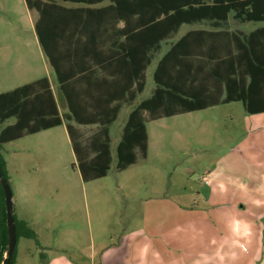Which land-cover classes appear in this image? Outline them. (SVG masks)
Masks as SVG:
<instances>
[{"label":"trees","instance_id":"trees-1","mask_svg":"<svg viewBox=\"0 0 264 264\" xmlns=\"http://www.w3.org/2000/svg\"><path fill=\"white\" fill-rule=\"evenodd\" d=\"M25 1L37 13L35 31L67 112L61 113L48 77L0 93V170L8 181L4 144L63 124L83 180L107 176L113 161L110 125L125 105L134 107L117 146L118 171L147 158L148 121L236 101L251 114L264 112V0ZM231 16L262 25L230 30ZM203 22L210 29H193L174 40L182 25ZM155 59V88L135 104ZM10 118L15 123L1 129ZM73 121L99 124L100 130L82 140ZM14 217L17 242L25 237L39 243L28 222ZM8 239L0 180V264ZM16 255L17 245L10 264Z\"/></svg>","mask_w":264,"mask_h":264},{"label":"rangeland","instance_id":"rangeland-1","mask_svg":"<svg viewBox=\"0 0 264 264\" xmlns=\"http://www.w3.org/2000/svg\"><path fill=\"white\" fill-rule=\"evenodd\" d=\"M36 18L37 13L27 7L25 0H0V93L48 77L64 114L67 104L56 73L42 51L34 26ZM168 45L169 42L164 43L163 51ZM154 68L155 62L147 71V86L135 104L152 94ZM133 107L125 105L117 120L110 125L113 161L108 175L99 179L85 182L74 166L76 159L65 124L4 144L2 154L17 210L23 206L27 212L34 211V223L43 239L54 244L52 250L64 246L61 240L68 243V239L74 237H79L77 245L80 248L89 249L91 232L98 236L102 234V227L108 232L126 229L125 223L121 225L117 219L126 220L127 211L129 215L137 213L132 201L136 200L138 193L144 198L167 193L186 204L196 200L201 204V175L206 165L212 164L245 135L249 118L253 116L245 110L242 101H236L177 118L148 121L153 144L157 134L165 135L161 144L157 142V147L153 148L149 165L118 171L116 150ZM177 119L193 121L196 127L192 129L199 134L188 136L186 124H175ZM13 123L15 118H10L1 124V129ZM73 123L77 125L82 140H88L100 130L99 124L78 126ZM199 139L204 143L198 142ZM182 168L187 171L182 172ZM147 171L154 173L145 175ZM23 197L25 205L22 204ZM94 199L100 201L99 205L93 204ZM98 216L105 219L101 225ZM46 224H52L50 232L44 228ZM18 242V249L29 244L40 246L35 239L20 238Z\"/></svg>","mask_w":264,"mask_h":264},{"label":"crops","instance_id":"crops-1","mask_svg":"<svg viewBox=\"0 0 264 264\" xmlns=\"http://www.w3.org/2000/svg\"><path fill=\"white\" fill-rule=\"evenodd\" d=\"M259 25L262 23H241L231 16L226 27L248 32ZM199 28L210 29V26L205 22L184 24L176 39ZM164 52L162 49L157 59ZM157 59L153 61L155 67ZM252 115L245 135L212 164L206 165L201 175V204L196 203L197 200L186 204L167 193L148 198L138 193L132 201L137 213L129 215L127 211L126 220L117 219V223H125L126 229L108 232L102 227V234L98 236L91 232L89 249L80 248L77 245L79 237H74L68 239V243L61 240L64 246L52 250L54 244L43 239L34 223V211L27 212L23 206L17 210L14 195L15 216L36 229L40 245L29 244L18 249L17 242L15 264H264V112ZM174 123L186 124L188 136L199 134L192 129L196 127L193 121L177 119ZM147 131V158L139 159L128 168L149 165L153 148L165 138L164 133H159L153 144L148 123ZM198 142L204 143L201 139ZM165 171L168 172V168ZM181 171L187 170L182 168ZM147 173L154 172L144 174ZM21 200L25 205L24 197ZM93 202L95 206L100 203L98 199ZM104 220L103 216H98L100 225ZM51 225L44 227L47 232L51 231Z\"/></svg>","mask_w":264,"mask_h":264},{"label":"water","instance_id":"water-1","mask_svg":"<svg viewBox=\"0 0 264 264\" xmlns=\"http://www.w3.org/2000/svg\"><path fill=\"white\" fill-rule=\"evenodd\" d=\"M0 180L5 193L6 201V212H7V224L9 229V239H8V253L4 258L3 264H10L11 257L16 249L17 245V231L16 223L14 217V202H13V191L11 185L6 178L5 174L0 170Z\"/></svg>","mask_w":264,"mask_h":264}]
</instances>
